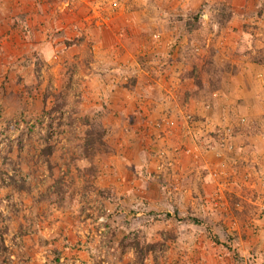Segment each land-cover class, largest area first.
I'll use <instances>...</instances> for the list:
<instances>
[{"label": "rangeland", "instance_id": "374dc122", "mask_svg": "<svg viewBox=\"0 0 264 264\" xmlns=\"http://www.w3.org/2000/svg\"><path fill=\"white\" fill-rule=\"evenodd\" d=\"M0 264H264V0H0Z\"/></svg>", "mask_w": 264, "mask_h": 264}]
</instances>
